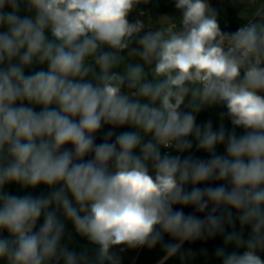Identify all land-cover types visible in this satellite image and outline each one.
I'll use <instances>...</instances> for the list:
<instances>
[{"label":"clouds","instance_id":"obj_1","mask_svg":"<svg viewBox=\"0 0 264 264\" xmlns=\"http://www.w3.org/2000/svg\"><path fill=\"white\" fill-rule=\"evenodd\" d=\"M173 2L179 20L153 28L130 20L149 0H0V264L158 244L183 264L217 235L222 264H264V0H232L252 8L234 31L210 0ZM217 106V130L197 123ZM68 222L94 255L70 250Z\"/></svg>","mask_w":264,"mask_h":264},{"label":"trees","instance_id":"obj_2","mask_svg":"<svg viewBox=\"0 0 264 264\" xmlns=\"http://www.w3.org/2000/svg\"><path fill=\"white\" fill-rule=\"evenodd\" d=\"M216 4H217V12H218V21L221 25L222 30L234 31L239 26L240 23L244 22V20L237 18L235 14L230 12L228 8L223 7L220 2H216ZM163 7L164 6L160 5V6H157L155 8V7L150 6V4H148V3L147 4H141L138 6L136 12H134L130 16V20H133L134 17L136 16L137 12H139L141 10L142 11L147 10V12L156 13V9H157L159 12H164ZM221 112L226 113V108H224L223 106H217V107H213V108H209V109H204V112L200 116L197 123H204L208 120H212L213 122L219 121L221 123V118H220ZM223 123H226L229 127H231L230 121L226 117L223 120ZM109 127L110 126L106 125L104 127V129H102L101 132L97 134V142L98 143L102 142L103 132L107 131L109 129ZM124 130H129V129H124V128L114 129V131H116V132H120V131H124ZM241 133H242V130L240 131V134ZM185 155H192L194 157H199V158H203V159L209 158V155H203V156L199 155L198 156V152L196 151L195 147H193V149L191 150L190 153H185ZM198 186L204 187L206 185H198ZM188 188L190 189L191 185H189ZM6 190L11 191L13 194H17V195L28 194V192H32V194H40V193L47 194V190L44 189L43 187H40L36 190H24V191H22L19 187L12 186ZM184 211L186 213L195 212L194 208L191 206L185 208ZM195 214L198 216L204 215V214H201L198 212H195ZM66 229H67V233L71 237V240L69 242L70 250H75V251H77V253H80L82 251H87L89 253V255H94V253L96 251L95 246L91 245L87 240L81 238L78 234H76L74 232V229H73L72 225L70 224V222H68L66 224ZM231 230H232L231 228H226V232L231 231ZM236 230L237 231L240 230V225L238 222L236 224ZM249 232H250V228L246 227L244 229L245 238H247V235ZM220 237H221V239L217 240V241L210 240L209 242H205V241L197 240L194 242H185V244L182 246V251L187 252V250H191V253H192L191 256H188L185 259L187 264H222V262L215 257V249L217 247H224L223 237L221 235H220ZM164 241L167 243L176 242V241L172 240L170 237H168L167 235H165ZM157 246H159L158 250L152 251V252H150L149 248H147L146 246L143 247V249H142V251H141V253L137 259V262L135 264H177L178 262L181 261L179 256H177L174 258H169V260H167L165 263L158 262L165 255V252H164V250L160 244L156 245V247ZM156 247H154V250ZM202 249H206L207 251L204 252V251H202ZM234 250H236L234 246H228L226 248L227 252H231ZM240 251H242V250H240ZM150 256H153V257H150ZM261 256H262V259H264V254H261ZM120 264H130V263L126 259L120 258Z\"/></svg>","mask_w":264,"mask_h":264},{"label":"rangeland","instance_id":"obj_3","mask_svg":"<svg viewBox=\"0 0 264 264\" xmlns=\"http://www.w3.org/2000/svg\"><path fill=\"white\" fill-rule=\"evenodd\" d=\"M216 2H220L223 7L228 8L229 11L232 12L233 14H235L237 18L244 20V21L247 19L248 14L252 11V8L250 6H246V5H242V4H238V3L234 4L232 2V0H210L211 6L214 9H216V11H217ZM148 4H150V6L155 7V8L157 6L162 5V6H164L163 7L164 12H159L157 9H156V13H151V12H147V10H143L144 16L137 17V14H136L133 21L135 19L139 18L145 22L146 27L155 28V27L160 26L161 18L163 16H169V17L175 18L177 21L179 20V17L181 14H180L179 10L175 9L173 0H149ZM203 112H204V110H202V112L200 114H198L197 122H198V120H199V118ZM219 124H220L219 121L213 122L214 130L218 129ZM224 125L227 129L231 130L232 126L229 127L226 123H224ZM236 131L238 134H240L241 129H236ZM196 151L198 152V156L199 155L200 156L209 155L208 153H205L203 151H198L197 149H196ZM217 151L223 153L224 148L222 146H218ZM172 154H177V153L173 152ZM183 155H185V153ZM220 239H221L220 235H217L216 237L209 238L207 240H200V241L209 242L210 240L217 241ZM158 248H159V246H157L155 248V250H154V248L149 249V250H150V252L157 251ZM121 249H123V251H121ZM142 249H143V247L132 249V248H127L126 246H116V247H114V249H112V251H114L119 256V258L126 259L130 264H135L137 262V259L140 255ZM164 256L158 262L165 263L167 260H169V259L164 260ZM150 257H153V256H150ZM177 264H182V262L180 261ZM183 264H187V262L184 261Z\"/></svg>","mask_w":264,"mask_h":264},{"label":"built area","instance_id":"obj_4","mask_svg":"<svg viewBox=\"0 0 264 264\" xmlns=\"http://www.w3.org/2000/svg\"><path fill=\"white\" fill-rule=\"evenodd\" d=\"M236 30V29H235Z\"/></svg>","mask_w":264,"mask_h":264}]
</instances>
